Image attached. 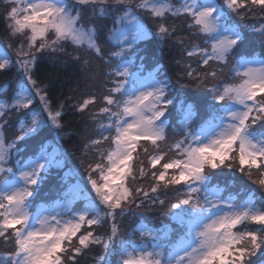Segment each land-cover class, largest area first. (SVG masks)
I'll return each mask as SVG.
<instances>
[{
    "label": "snow or ice",
    "instance_id": "6c2138e0",
    "mask_svg": "<svg viewBox=\"0 0 264 264\" xmlns=\"http://www.w3.org/2000/svg\"><path fill=\"white\" fill-rule=\"evenodd\" d=\"M3 4L9 36L19 43L15 61L0 48V72L16 67L22 74L11 102L0 100L4 264H81L94 249L100 251L90 264H264V22L252 25L251 35L240 23L257 14L264 21V0ZM141 13L156 22L154 31ZM168 18L186 20L201 43L184 48ZM107 19L112 26H103L102 41L97 21ZM152 40L183 49L176 84L186 79L193 93L178 91L163 72L148 47ZM67 46L103 65L104 94L71 106L88 111L96 126L84 144V158L94 157L86 176L69 169L46 191L53 170L66 166L59 141L70 133L64 104L53 107L34 72L44 53L55 59ZM149 59L153 67L146 71ZM91 63L83 59L86 67ZM9 112L24 116L11 140L4 134ZM45 129L55 132L52 140L42 136ZM28 140L34 147L25 157ZM237 172L256 185L259 202L254 189L234 190ZM133 206L166 209L161 216L168 223L140 220L125 228Z\"/></svg>",
    "mask_w": 264,
    "mask_h": 264
},
{
    "label": "trees",
    "instance_id": "16d2710c",
    "mask_svg": "<svg viewBox=\"0 0 264 264\" xmlns=\"http://www.w3.org/2000/svg\"><path fill=\"white\" fill-rule=\"evenodd\" d=\"M222 4L223 0H219ZM227 11V9H226ZM6 12V7L3 4V0H0V41L4 44L9 45L13 43L18 45L19 40L10 38L9 32L6 27V21L4 20V15ZM143 17V23L153 31L155 30L157 24L154 22L151 17L146 13L140 14ZM262 21V18L259 14L254 16H248L247 19L240 21L243 25V30L251 35V26L258 24ZM166 23L170 25H175L177 28V36L184 39V48L190 47L191 43H201V38L192 37L187 29V21L183 18H168ZM98 26L101 27V40H105L107 37V30L103 26L106 25L107 28L112 26V21L110 19L97 21ZM176 39V36L173 37V41ZM102 47H105L102 43ZM203 46V45H201ZM149 49L154 53V59L158 61L160 65L163 66V72L166 73L167 77H170L173 84H176L178 77L183 75L182 67L178 66L176 61L186 59L184 57V51L178 45L174 44L172 41H169L163 45L158 44L155 40H152L149 45ZM177 49V50H176ZM255 51L258 53L260 51L259 46L255 47ZM52 54L44 53L45 59L38 61V67L34 72V78L37 80L38 84L47 85L49 97L52 100L53 107L55 108L59 104L63 103L65 108V115L63 116V123L65 125V132L70 133V135H65L59 141V146L66 150L67 159L66 166L64 169L60 170L58 173L56 170H53L50 181L51 183L46 186L45 190L54 186L57 183V176L63 175L64 172H67L69 169H79L80 173L83 176H86V165L94 159V157L84 158L81 152L84 151V144L88 139L95 136V124L92 122L89 116V112L77 113L71 106L80 102L86 96L92 95L95 93L97 97L101 96L104 88V67L98 61L91 56H86L83 51L76 52L71 46H67L65 53L55 54V59H50L49 57ZM76 55L81 56L80 61H74L73 57ZM90 59L92 61L91 66L86 67L83 64V59ZM195 66V65H194ZM153 67L152 59H149L145 62V68L151 70ZM224 76H228V69L224 70ZM22 75L19 74L16 67H12L10 70L0 72V92L4 89L11 90L16 89V87L21 82ZM219 82V81H214ZM185 85H189L185 87ZM178 91L182 93L191 94L195 90L190 86V82L186 79L183 80L181 84H176ZM10 88V89H9ZM1 96V95H0ZM8 97V96H7ZM38 100V98H37ZM39 102V101H37ZM98 106V105H97ZM95 111V107L91 109ZM24 118L22 114L17 115L15 112H9L3 119L9 120L7 128L4 129V134L7 140L13 138V126L17 119ZM42 136H46L49 140H52L55 137L54 131H49L45 129L42 133ZM24 144V142H21ZM34 147V141H27V151L24 153V156L32 151ZM83 161V162H82ZM145 186H147L145 184ZM240 189H254L256 190V196L259 202V197L261 196L260 191L256 188V185H253L250 181H247L237 172L235 175V185L234 190ZM174 196L173 192L168 193V199H171ZM161 198H165L161 196ZM131 211L136 215L137 213L141 214L143 222L149 224L158 225L160 220L163 219L164 223H168V220L165 217L161 216V212L166 211V209H161L159 207L154 208H136L132 207ZM130 216L124 227L130 228L132 222L135 221L139 223V217ZM105 228H101L98 231L104 232ZM97 249H94L89 255V258H86L81 261V264H90V257L95 255ZM5 251V246L2 241H0V253ZM95 252V253H94ZM99 252V251H98ZM254 260L257 258H253ZM0 264H4L3 257L0 256ZM259 264V262H257Z\"/></svg>",
    "mask_w": 264,
    "mask_h": 264
},
{
    "label": "rangeland",
    "instance_id": "374dc122",
    "mask_svg": "<svg viewBox=\"0 0 264 264\" xmlns=\"http://www.w3.org/2000/svg\"><path fill=\"white\" fill-rule=\"evenodd\" d=\"M91 13L89 12L88 13V15H90ZM143 17L141 16V22L143 23ZM1 39V38H0ZM10 44V43H9ZM11 45H12V48H7V45L6 44H4V46L3 45H1L0 44V48H7L8 50V53H9V55L11 56V58L13 59V61H15L16 59H17V57H16V53H15V49H16V47H17V45H14L13 43H11ZM177 50V49H176ZM19 74H21V73H19ZM22 75V74H21ZM14 95V94H13ZM3 100H5V99H3ZM7 101V100H6ZM37 101H39V100H37ZM11 102V101H10ZM38 103L39 102H37V105H38ZM16 113V112H15ZM16 114H18V113H16ZM6 121V123L4 124V129L5 128H7V126H8V123L10 124L11 122H9V120H5ZM83 154V151L81 152V155ZM135 216H137V217H139L140 219H139V221L140 220H142V218H141V214L140 213H137ZM130 216H128L127 218H125V220L123 221V225H125V223H126V221H127V219L129 218ZM106 230V229H105ZM104 230V231H105ZM98 251H100L99 249H97L95 252H98ZM94 252V253H95ZM92 253H89V255H91ZM259 255V254H258ZM254 258H256V257H254ZM257 262H259V261H257Z\"/></svg>",
    "mask_w": 264,
    "mask_h": 264
}]
</instances>
